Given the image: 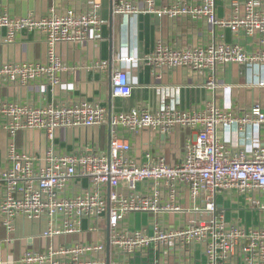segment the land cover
Returning <instances> with one entry per match:
<instances>
[{"label":"built area","instance_id":"1","mask_svg":"<svg viewBox=\"0 0 264 264\" xmlns=\"http://www.w3.org/2000/svg\"><path fill=\"white\" fill-rule=\"evenodd\" d=\"M144 2L159 17L204 19L232 32L258 35L261 47L249 55L236 45L178 49L158 43L146 56L155 65L203 73L219 65L236 64L251 71L255 63L264 64V0H234L231 15L224 20L215 14V0L191 4L174 0L159 9L154 8L155 0ZM99 8L91 1L84 12L49 9L38 19L1 14L4 43L13 42L25 30L42 35L49 48L44 63L0 66V81L25 85L45 79L56 84L57 75L66 67L54 56V46L83 41L89 32L98 34L104 25ZM113 13L129 17L138 11L129 0H116ZM136 63L132 56L118 60L110 78L114 97L130 96L128 71ZM99 68L107 72L105 62ZM256 84L264 87V79ZM0 117L1 130L10 137L5 154L8 166L0 169V225L11 232L18 219L43 220L46 229L41 237L45 239L98 237L93 242L25 252L18 264H106V225L108 264H201V260L202 264H264L262 215L257 224L247 225L227 218L218 203L221 197H229L236 206L264 214V105L253 104L239 116L214 104L200 111H181L170 105L153 111L130 109L109 116L107 152L85 149L58 155L51 144L41 157L19 152L13 136L43 131L52 141L57 129L102 125L106 109L97 102L38 107L2 103ZM176 127L196 132L178 163L169 165L151 153L145 154L142 163L129 160L130 145L122 133L167 134ZM247 127L252 129L250 136ZM220 128L235 133L231 149L217 137ZM137 214L149 218L147 226L126 229L125 221Z\"/></svg>","mask_w":264,"mask_h":264},{"label":"crops","instance_id":"2","mask_svg":"<svg viewBox=\"0 0 264 264\" xmlns=\"http://www.w3.org/2000/svg\"><path fill=\"white\" fill-rule=\"evenodd\" d=\"M91 1L100 5L97 14L104 25L96 35L89 32L83 41L58 43L54 46V56L66 67L65 71L57 75V83L52 84L43 79L25 85H8L0 81V105L17 103L36 107L48 104L71 106L81 102H97L106 109V121L91 128L57 129L52 141L46 138L43 131L18 132L12 141L19 152L41 157L51 144L58 155L78 153L85 149L107 152L109 116L130 109L153 111L170 105L181 111H200L214 104L239 116L253 104L264 105V87L256 84L264 79V64L255 63L251 71L240 65L226 64L197 73L187 67L157 66L146 58L158 43L178 49L236 45L251 55L261 50L258 35L249 36L241 30L232 32L227 27L210 25L204 19L159 17L148 11L144 0H129L138 11L137 15L129 17L113 13L116 0H0V15H30L38 19L49 9L84 12L89 9ZM173 1L155 0L154 8H163ZM181 1L191 4L198 0ZM232 1L234 0H215L218 19L224 20L231 15ZM3 36L4 31H1L0 66L46 61L49 47L39 33L23 30L10 43H4ZM129 56L137 59L136 65L128 71L132 84L131 94L125 99L114 97L109 75L117 69L119 59ZM102 62L107 64V72L100 70ZM1 124L0 117V169H4L8 166L5 154L10 137L1 130ZM251 132L252 129L247 127L246 134L250 136ZM195 135L196 132L182 127L173 128L167 134L148 130L121 134L130 145L129 160L142 163L145 161V154L151 153L155 159L161 157L169 165L180 161L184 146ZM217 137L230 149L236 142L235 133L226 128L218 129ZM138 186L140 190L142 187ZM218 203L223 207L224 198L218 199ZM230 203L233 207L236 206L233 199H230ZM241 206L245 208V224H257L260 218L264 223V214L245 205ZM260 215L262 217L259 218ZM142 216L144 215L130 216L124 223L126 229L141 228L137 226V217ZM230 218L235 219L232 215ZM45 229L46 221L43 220L31 223L18 219L11 232L0 225V264H18L25 252H43L50 246L78 241L93 242L98 238L96 235H85L45 239L41 237ZM104 258L106 259V253Z\"/></svg>","mask_w":264,"mask_h":264},{"label":"rangeland","instance_id":"3","mask_svg":"<svg viewBox=\"0 0 264 264\" xmlns=\"http://www.w3.org/2000/svg\"><path fill=\"white\" fill-rule=\"evenodd\" d=\"M223 209L226 211V216L229 217L232 215L235 219L240 218L243 223H246L247 221L244 220L243 216L245 215V208L242 206H232L230 203L229 197L224 198V204ZM239 209V210H238ZM255 217V214L253 215ZM149 221V218L147 216L137 217V226L138 227H145L147 226V223Z\"/></svg>","mask_w":264,"mask_h":264},{"label":"water","instance_id":"4","mask_svg":"<svg viewBox=\"0 0 264 264\" xmlns=\"http://www.w3.org/2000/svg\"><path fill=\"white\" fill-rule=\"evenodd\" d=\"M111 74L109 75V82H110V78H111ZM105 246H106V264H108V257H109V242H108V225H106V241H105Z\"/></svg>","mask_w":264,"mask_h":264}]
</instances>
